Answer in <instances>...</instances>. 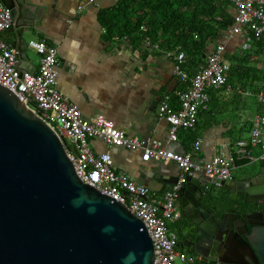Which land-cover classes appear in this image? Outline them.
Masks as SVG:
<instances>
[{
	"label": "built area",
	"instance_id": "obj_1",
	"mask_svg": "<svg viewBox=\"0 0 264 264\" xmlns=\"http://www.w3.org/2000/svg\"><path fill=\"white\" fill-rule=\"evenodd\" d=\"M96 1L88 0L91 4ZM222 1L234 9L229 36L239 37L243 49L250 47L253 50V36L264 35V0ZM12 22V10L0 0V85L14 92L57 134L77 176L84 183L122 203L142 221L153 242L155 264H188L187 254L178 249L173 225L179 216L177 193L189 176L202 174L221 183L231 179L241 167L264 162V114L255 116L248 138L222 143L209 159L197 158L201 139H197L192 152L179 153L172 149L181 131L196 130L201 111L210 103V91L228 85L230 65L226 59V40L208 50L206 63L193 74L186 68L187 55L181 47L168 53L174 63V73L185 88L176 93L175 102L166 95L158 105L159 119L168 123V137L162 143L130 137L102 114L84 118L79 107L58 88L59 52L47 41L29 42V48L40 57V69L36 73L22 72L18 67L17 49L2 38ZM141 30L146 31V28L142 26ZM146 42L151 44L149 39ZM257 98L264 105V93ZM94 139H101L109 147L140 152L145 162L154 160L163 167L176 164L181 170L177 184L161 197L152 195L148 187L115 170L109 151L96 154L91 147Z\"/></svg>",
	"mask_w": 264,
	"mask_h": 264
},
{
	"label": "water",
	"instance_id": "obj_2",
	"mask_svg": "<svg viewBox=\"0 0 264 264\" xmlns=\"http://www.w3.org/2000/svg\"><path fill=\"white\" fill-rule=\"evenodd\" d=\"M1 2L12 10L6 32L13 35L18 67L36 73L26 66L30 58L25 35L40 22L38 7L27 0ZM178 179L165 181L169 190ZM241 222L253 227L246 243L264 264L263 218L246 215ZM0 264H155L153 242L142 221L84 183L57 134L2 85Z\"/></svg>",
	"mask_w": 264,
	"mask_h": 264
},
{
	"label": "crops",
	"instance_id": "obj_3",
	"mask_svg": "<svg viewBox=\"0 0 264 264\" xmlns=\"http://www.w3.org/2000/svg\"><path fill=\"white\" fill-rule=\"evenodd\" d=\"M27 1L38 7L40 19L38 26L25 35L27 42L45 40L58 48V88L79 107L83 117L102 114L130 137L165 143L168 123L159 119L158 105L166 95L175 102L176 93L185 87L174 73L170 51L148 44L139 33L131 38L107 40L99 12L112 8L118 0H97L96 4L88 0ZM228 9L233 14L231 4ZM229 35L225 39L227 52H243L242 40ZM2 38L13 46L12 33L5 31ZM31 51L34 50L28 48L30 60L26 66L38 72L40 57L35 51L38 57H34ZM229 95L232 90L215 99L210 96L207 109L200 113L196 140L181 131L172 149L179 153L192 152L197 139H201L197 158L209 159L222 143L234 142L228 135L231 129L238 130L246 122L252 123L256 115L264 114L256 109L257 96L243 92L232 107L228 106ZM259 104L264 110V105ZM250 130L243 133V138L249 137ZM91 147L96 154L109 151L117 172L148 187L156 197L163 196L169 190L168 183L181 173L176 164L163 167L154 160L145 162L140 152L109 147L101 139H94ZM199 175L191 176L197 179Z\"/></svg>",
	"mask_w": 264,
	"mask_h": 264
},
{
	"label": "trees",
	"instance_id": "obj_4",
	"mask_svg": "<svg viewBox=\"0 0 264 264\" xmlns=\"http://www.w3.org/2000/svg\"><path fill=\"white\" fill-rule=\"evenodd\" d=\"M99 20L107 40L131 38L139 33L144 41L149 39L151 44L170 52L181 47L187 55L186 68L193 74L206 63L203 56L207 50L226 39L233 25V14L222 0H118L112 8L99 12ZM142 26L146 31L141 30ZM252 48L250 53H226L230 65L228 85L211 90L212 99L230 87L228 106L233 107L241 92L253 97L264 93V35L253 36ZM255 104L258 112L264 111L258 102ZM251 125L248 121L238 130L231 129L230 139L234 142L242 139ZM198 127L199 123L196 130L182 132L195 141Z\"/></svg>",
	"mask_w": 264,
	"mask_h": 264
},
{
	"label": "flooded vegetation",
	"instance_id": "obj_5",
	"mask_svg": "<svg viewBox=\"0 0 264 264\" xmlns=\"http://www.w3.org/2000/svg\"><path fill=\"white\" fill-rule=\"evenodd\" d=\"M249 165L225 183L231 189L200 174L189 176L177 193L179 216L173 229L188 264H262L246 243L253 227L241 222L246 215L264 220V162Z\"/></svg>",
	"mask_w": 264,
	"mask_h": 264
},
{
	"label": "rangeland",
	"instance_id": "obj_6",
	"mask_svg": "<svg viewBox=\"0 0 264 264\" xmlns=\"http://www.w3.org/2000/svg\"><path fill=\"white\" fill-rule=\"evenodd\" d=\"M243 51H244V53H250L251 52V48L250 47H245V49H243ZM237 53H239V54H242V51L241 50H239V52H237ZM31 54H34V57H38L36 54H35V52L34 51H31ZM241 93H243V92H241ZM241 97V96H240ZM229 98H230V95H229ZM227 99H228V97H227ZM249 102L250 103H254V101H253V99H249ZM244 118H247V115L244 117ZM251 164H253V163H251ZM249 165V167L250 166H252V165ZM248 167V166H247ZM244 168V167H243ZM243 168H241V169H243ZM241 169H238L237 171L239 172V170H241ZM236 171V172H237ZM182 264V263H181Z\"/></svg>",
	"mask_w": 264,
	"mask_h": 264
}]
</instances>
